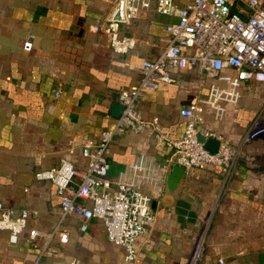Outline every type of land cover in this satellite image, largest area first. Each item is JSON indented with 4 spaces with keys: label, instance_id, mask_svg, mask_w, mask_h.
Returning <instances> with one entry per match:
<instances>
[{
    "label": "crops",
    "instance_id": "0c3cea01",
    "mask_svg": "<svg viewBox=\"0 0 264 264\" xmlns=\"http://www.w3.org/2000/svg\"><path fill=\"white\" fill-rule=\"evenodd\" d=\"M110 5L107 0H0V200L31 210L16 240L0 229V264H31L37 247L30 229L51 230L58 223L68 240L54 238L55 252L43 256L46 264H66L73 257L81 264H264V136L241 143L264 103V82L244 84L238 103L228 105L222 119L205 106L200 123L240 145L251 161L240 160L230 174L224 165L196 167L185 172L175 192L165 185L173 164L159 191L141 183L152 194L154 219L136 239L134 261L107 239L100 219L61 218L56 185L35 177L63 156L83 168L80 145L98 139L112 124L111 106L119 102V91L138 83V70L114 65L118 55L99 28ZM173 19L148 8L122 30L135 37L139 55L153 59L167 43L165 27ZM28 32L35 38L27 51ZM212 80L208 77L207 83ZM200 84L196 69L185 70L175 81L146 92L137 107L146 118L158 116L164 130L180 137L186 123L180 109L196 100ZM70 141L75 144L71 154ZM169 153L167 145L145 133L126 131L110 144L108 176L116 177L141 156L162 165ZM206 223L207 241L194 258ZM36 241L41 244L42 238Z\"/></svg>",
    "mask_w": 264,
    "mask_h": 264
},
{
    "label": "built area",
    "instance_id": "2783aa9c",
    "mask_svg": "<svg viewBox=\"0 0 264 264\" xmlns=\"http://www.w3.org/2000/svg\"><path fill=\"white\" fill-rule=\"evenodd\" d=\"M111 2L105 21L99 25L110 49L118 55L116 66L136 69L138 83L119 91L122 110L109 127L103 128L96 141H84L80 154L85 166L78 167L68 156L52 167L35 172L37 179L51 180L60 196L61 218L68 214L84 218H98L105 227L107 239L124 249L125 258L138 257L137 237L154 219L152 194L141 187L149 183L159 191L160 182L170 166L178 163L185 172L209 164L224 165L232 173L240 160L251 161L252 156L240 145L216 131L202 128V112L209 107L214 118L222 119L228 105H236L242 86L248 82H264V0H107ZM154 8L174 19L166 24L168 41L159 54L149 59L136 51V39L123 32V25L140 15L142 10ZM35 35L28 32L23 49L31 50ZM196 69L201 76L196 100L180 109L186 117L183 134L172 137L161 126L158 116L146 118L137 107V100L146 92L156 90L162 82H173L188 69ZM212 78L207 83V78ZM247 86V85H246ZM126 131L145 133L154 141L170 148L166 162L155 165L142 156L126 165L116 177L108 176L107 154L113 139ZM197 133L219 140L215 152L207 150ZM264 136V103L242 136L241 143ZM70 141L67 151L73 153ZM31 210L16 209L0 200V229L8 230L16 240L27 226ZM36 212V210H32ZM86 223L81 225L86 229ZM31 243L37 254L31 264H46L43 256L55 252L53 240H68V231L58 223L51 230L32 228ZM42 238L38 244L36 238ZM205 233L197 240L193 257H198L206 243ZM66 264H81L76 257Z\"/></svg>",
    "mask_w": 264,
    "mask_h": 264
},
{
    "label": "water",
    "instance_id": "95a60500",
    "mask_svg": "<svg viewBox=\"0 0 264 264\" xmlns=\"http://www.w3.org/2000/svg\"><path fill=\"white\" fill-rule=\"evenodd\" d=\"M122 110V104L113 102L111 112L118 116ZM197 139L203 142L204 147L210 152H215L219 146V140L215 137L205 138L201 133H197ZM185 168L183 165L174 163L171 170L166 174L165 185L169 192H175L181 179L185 176Z\"/></svg>",
    "mask_w": 264,
    "mask_h": 264
},
{
    "label": "rangeland",
    "instance_id": "374dc122",
    "mask_svg": "<svg viewBox=\"0 0 264 264\" xmlns=\"http://www.w3.org/2000/svg\"><path fill=\"white\" fill-rule=\"evenodd\" d=\"M207 229H208V226H207V223L204 225V227L202 228V231H205L204 233H205V237H206V235H207ZM204 246H205V244H204Z\"/></svg>",
    "mask_w": 264,
    "mask_h": 264
}]
</instances>
